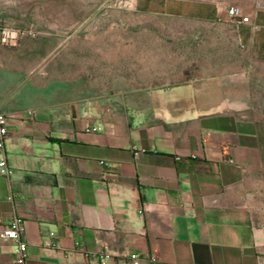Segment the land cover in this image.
Here are the masks:
<instances>
[{"label":"crops","instance_id":"obj_1","mask_svg":"<svg viewBox=\"0 0 264 264\" xmlns=\"http://www.w3.org/2000/svg\"><path fill=\"white\" fill-rule=\"evenodd\" d=\"M31 50L0 47V231L24 220L26 264H264V110L219 80L101 89Z\"/></svg>","mask_w":264,"mask_h":264},{"label":"rangeland","instance_id":"obj_2","mask_svg":"<svg viewBox=\"0 0 264 264\" xmlns=\"http://www.w3.org/2000/svg\"><path fill=\"white\" fill-rule=\"evenodd\" d=\"M5 26L37 62L51 45L66 78L118 92L219 80L264 110V0H0Z\"/></svg>","mask_w":264,"mask_h":264},{"label":"built area","instance_id":"obj_3","mask_svg":"<svg viewBox=\"0 0 264 264\" xmlns=\"http://www.w3.org/2000/svg\"><path fill=\"white\" fill-rule=\"evenodd\" d=\"M229 14L233 18L241 17L240 23L246 24L250 21V17L243 16L239 9L230 8ZM25 35V32L9 27H2L0 29V47L17 43L20 38ZM31 113V111H30ZM18 118V114H3L0 112V150L5 148V144L8 138V126L10 123ZM12 169L9 167L5 156L0 158V175L10 177L12 175ZM25 232L24 220L20 217H15L12 221L2 227L0 231V242L5 247L10 243L17 245V259L16 264H26L27 259V244L23 239ZM98 264H106V261L110 258L109 254L102 253L96 256ZM132 259H137L136 255H132ZM155 262V259L152 258Z\"/></svg>","mask_w":264,"mask_h":264}]
</instances>
